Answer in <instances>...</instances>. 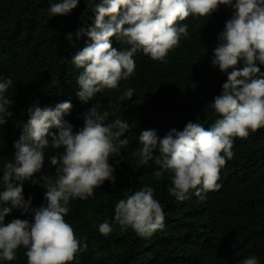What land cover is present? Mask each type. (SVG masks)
<instances>
[{
    "label": "trees",
    "instance_id": "trees-1",
    "mask_svg": "<svg viewBox=\"0 0 264 264\" xmlns=\"http://www.w3.org/2000/svg\"><path fill=\"white\" fill-rule=\"evenodd\" d=\"M49 2L0 0V80L13 81L5 94L13 101L9 106L12 116L0 125V178L4 163H14V144L33 104L54 109L59 103L70 102L72 108L63 120L73 126L74 133L83 127L84 115L94 104L101 105V112H109L106 123L123 119L130 125L120 138H126L128 144L120 147L119 156L109 158L115 182L105 181L87 199L69 200L64 220L81 246L70 264H241L252 255L264 264V128L250 131L246 138H233L234 156L226 158L219 172L220 187L201 191L203 198L195 195L196 189H190L184 200H177L168 191L173 187L174 174L167 171L157 177L154 161L141 164L137 155L142 130H155L163 138L173 128L182 131L189 121L208 129L222 118L211 103L233 69L222 72L213 66V50L234 14L236 0L232 5L221 4L209 17L189 16L181 22L188 25V35L181 37L164 60H153L138 50L133 56V74L87 103L77 96L82 70L75 67L72 58L92 41L87 35L77 39L75 33L94 27L92 10L102 0H79L77 7L63 16H51ZM68 34L73 36L71 42ZM110 42L118 51L130 48L116 37ZM257 63L264 74V65ZM236 67L241 69L243 63ZM129 88L133 89L132 98L120 99ZM49 131L58 134L56 128ZM46 138L50 146L45 150L44 165L32 178L39 183L23 182L22 195L25 201L31 198L32 208L46 204L40 178L51 176L55 181L56 169L50 157L64 151L53 149L50 136ZM144 187L153 189L164 221L162 228L139 235L115 222V207ZM14 219L32 221L34 217L13 209L5 224ZM105 221L112 228L107 236L99 232V225ZM26 252L21 245L14 260L0 258V264H28Z\"/></svg>",
    "mask_w": 264,
    "mask_h": 264
},
{
    "label": "clouds",
    "instance_id": "clouds-1",
    "mask_svg": "<svg viewBox=\"0 0 264 264\" xmlns=\"http://www.w3.org/2000/svg\"><path fill=\"white\" fill-rule=\"evenodd\" d=\"M79 0H50L47 9L51 16H63L77 7ZM232 0H102L96 3L94 27L80 28L75 36L87 35L92 43L75 54L72 63L81 69L78 76V98L87 103L105 89H115L135 70L134 54L142 50L153 60H164L168 52L188 35L189 16L209 17L221 5ZM233 16L225 24L213 50V66L228 73L222 92L213 99L212 107L222 118L206 129L201 123L189 121L182 131L171 129L163 138L155 130L145 129L139 135L141 147L137 155L141 164L154 161L157 177L170 171L173 187L170 195L184 200L190 189L201 197V191H215L219 172L226 158L234 156L233 138H246L249 132L264 128V0H236ZM108 18L107 21L105 18ZM116 37L130 48L118 51L111 38ZM67 39L71 42L72 34ZM239 62L243 63L237 69ZM13 81L0 80V125L12 116L13 101L6 93ZM133 96L129 88L120 99ZM72 108L70 102L59 103L54 109L33 104L27 110L29 119L22 125V134L15 142V160L5 162L0 183V258L12 261L21 245L27 249L28 264H70L81 250L71 225L65 222L70 198L87 199L105 181L115 182L114 168L109 158L119 156L120 147L128 140L120 139L130 128L123 119L106 123L109 112H101L94 104L84 115V125L73 132V126L63 120ZM56 128L58 134L50 133ZM115 129V130H114ZM51 138L53 149L63 148L50 157L56 179L42 176L46 204L32 208L31 198L25 201L23 182L32 180L44 165L45 150ZM118 142V143H117ZM158 153V154H156ZM202 186V188L200 187ZM11 205L8 207L7 205ZM13 209L31 214L34 219H14L5 224ZM115 222L123 230L131 227L144 235L163 227L161 205L153 198V189L144 187L121 199L115 207ZM112 231L108 222L99 225L107 236ZM86 247V245H85ZM241 264H259L255 255Z\"/></svg>",
    "mask_w": 264,
    "mask_h": 264
}]
</instances>
